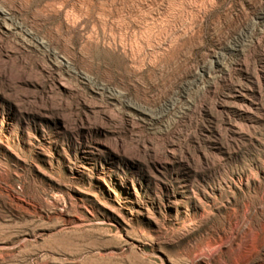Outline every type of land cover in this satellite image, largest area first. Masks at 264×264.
Returning a JSON list of instances; mask_svg holds the SVG:
<instances>
[{
    "label": "rangeland",
    "instance_id": "rangeland-1",
    "mask_svg": "<svg viewBox=\"0 0 264 264\" xmlns=\"http://www.w3.org/2000/svg\"><path fill=\"white\" fill-rule=\"evenodd\" d=\"M0 264H264V0H0Z\"/></svg>",
    "mask_w": 264,
    "mask_h": 264
}]
</instances>
